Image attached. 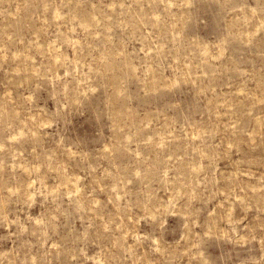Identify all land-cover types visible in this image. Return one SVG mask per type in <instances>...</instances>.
I'll list each match as a JSON object with an SVG mask.
<instances>
[{
    "label": "rangeland",
    "instance_id": "1",
    "mask_svg": "<svg viewBox=\"0 0 264 264\" xmlns=\"http://www.w3.org/2000/svg\"><path fill=\"white\" fill-rule=\"evenodd\" d=\"M0 264H264V0H0Z\"/></svg>",
    "mask_w": 264,
    "mask_h": 264
}]
</instances>
